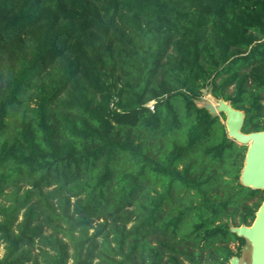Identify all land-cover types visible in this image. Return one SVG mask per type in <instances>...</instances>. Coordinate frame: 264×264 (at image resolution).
Returning <instances> with one entry per match:
<instances>
[{
    "label": "trees",
    "instance_id": "16d2710c",
    "mask_svg": "<svg viewBox=\"0 0 264 264\" xmlns=\"http://www.w3.org/2000/svg\"><path fill=\"white\" fill-rule=\"evenodd\" d=\"M208 86L264 131V0H0V264L240 257L264 192Z\"/></svg>",
    "mask_w": 264,
    "mask_h": 264
},
{
    "label": "water",
    "instance_id": "95a60500",
    "mask_svg": "<svg viewBox=\"0 0 264 264\" xmlns=\"http://www.w3.org/2000/svg\"><path fill=\"white\" fill-rule=\"evenodd\" d=\"M210 98L212 104L200 107L208 110L211 115L223 114L228 138L238 145L247 147L239 177L240 185L264 192V131L243 133L244 112L234 109L228 101L218 99L212 94ZM229 231L243 238L251 246L248 258L240 259L234 256L229 260V264H264V200L255 212V218L250 226L230 225Z\"/></svg>",
    "mask_w": 264,
    "mask_h": 264
},
{
    "label": "rangeland",
    "instance_id": "374dc122",
    "mask_svg": "<svg viewBox=\"0 0 264 264\" xmlns=\"http://www.w3.org/2000/svg\"><path fill=\"white\" fill-rule=\"evenodd\" d=\"M211 93H210V87L208 86L206 89H204L203 91H202V97L201 98H199L198 100H197V104L199 105V106H205L206 104H209V103H211L212 104V101H211ZM219 116V120H220V122L221 123H225V116L223 117V116H221V114H219L218 115ZM246 147V146H245ZM246 150H247V147H246ZM51 189V188H50ZM7 191H9V190H7ZM21 218H19V220H20ZM98 222H101V220H95V222L93 223V224H97ZM47 232L49 233L50 232V230L49 229H47ZM89 232H90V234L93 232V230L92 229H90L89 230ZM230 247L233 249V250H235V248H236V245L235 244H231L230 245ZM250 251H251V246H250V244L247 242V241H245V244H244V246L242 247V249H241V252H240V259H244V258H248L249 257V254H250ZM3 254V249H0V256ZM69 264H72L71 263V261H69Z\"/></svg>",
    "mask_w": 264,
    "mask_h": 264
},
{
    "label": "built area",
    "instance_id": "2783aa9c",
    "mask_svg": "<svg viewBox=\"0 0 264 264\" xmlns=\"http://www.w3.org/2000/svg\"><path fill=\"white\" fill-rule=\"evenodd\" d=\"M147 106L150 108V110H153V103L152 102L149 103Z\"/></svg>",
    "mask_w": 264,
    "mask_h": 264
},
{
    "label": "flooded vegetation",
    "instance_id": "af4514ba",
    "mask_svg": "<svg viewBox=\"0 0 264 264\" xmlns=\"http://www.w3.org/2000/svg\"><path fill=\"white\" fill-rule=\"evenodd\" d=\"M263 104V103H262ZM235 109V108H234ZM244 119H245V116H244ZM244 124V123H243ZM242 128H243V126H242ZM244 133V132H243ZM251 133V132H250ZM245 134H248V133H245ZM238 145V144H237ZM240 146H242V145H240ZM238 258H240V257H238ZM228 264H229V262H228Z\"/></svg>",
    "mask_w": 264,
    "mask_h": 264
}]
</instances>
